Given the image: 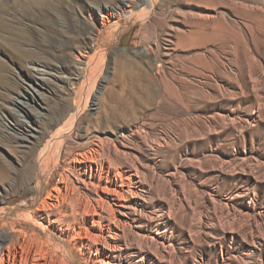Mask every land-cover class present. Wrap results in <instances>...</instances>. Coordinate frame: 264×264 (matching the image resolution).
Returning a JSON list of instances; mask_svg holds the SVG:
<instances>
[{
  "label": "rangeland",
  "instance_id": "1",
  "mask_svg": "<svg viewBox=\"0 0 264 264\" xmlns=\"http://www.w3.org/2000/svg\"><path fill=\"white\" fill-rule=\"evenodd\" d=\"M127 1L0 0V250L101 264L25 219L97 150L143 178L113 264H264V0Z\"/></svg>",
  "mask_w": 264,
  "mask_h": 264
},
{
  "label": "bare ground",
  "instance_id": "2",
  "mask_svg": "<svg viewBox=\"0 0 264 264\" xmlns=\"http://www.w3.org/2000/svg\"><path fill=\"white\" fill-rule=\"evenodd\" d=\"M118 2L117 7H115L116 10L106 5L101 6L104 11L101 16L103 18L101 22L102 28L109 22L108 17L115 18L114 10L124 12L129 7L127 0H118ZM96 33L95 38H98L99 29H97ZM16 139L17 143H22L25 146L30 144V139L26 137H16ZM101 143L99 144L101 145ZM49 146H51V142L48 143ZM99 153L100 151L97 152L96 150L90 156H87L89 154H79L81 159L77 158L75 160L79 164L77 169L78 185H74L65 179L63 181L64 189L61 191L57 190L55 195H50L52 198L50 203L42 202L37 206V210L29 211V215L27 214L28 217L25 219L30 220L32 226L33 223L37 226H42L44 233H47L49 225L57 224L59 230L71 232L72 237L76 239H82V231L84 230L83 235L87 238V246L90 249L93 245H102L101 250H96V255L100 259L101 264H113V253L117 250L118 241L123 237L121 234H123L127 226H130L129 222L124 218L129 216L132 222H136L144 212L143 205L140 203V200L143 199V195L140 193L143 178L135 168L131 170L113 169L112 171L109 168L102 167V165L96 179L95 174L97 171L94 170L93 165L97 164V160L99 162ZM87 167H89L90 173H88ZM103 175H105L104 180ZM99 191L101 195H99ZM68 210L71 211L72 220L70 221H67ZM94 217H97L98 221H94ZM89 218L92 221H90L91 225L88 228L97 230L96 234L89 235L85 228L88 225ZM76 229L79 230L76 231ZM0 241H2L1 237ZM47 246V242L38 243L25 237L19 245L20 252L13 244L6 245L5 248L0 250V264H29L30 260L31 264H47L49 252ZM18 257L19 261L17 260ZM96 263L99 262L97 261Z\"/></svg>",
  "mask_w": 264,
  "mask_h": 264
}]
</instances>
